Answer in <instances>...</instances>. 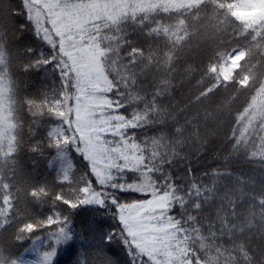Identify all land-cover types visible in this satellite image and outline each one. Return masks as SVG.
Returning a JSON list of instances; mask_svg holds the SVG:
<instances>
[{
    "label": "trees",
    "instance_id": "obj_1",
    "mask_svg": "<svg viewBox=\"0 0 264 264\" xmlns=\"http://www.w3.org/2000/svg\"><path fill=\"white\" fill-rule=\"evenodd\" d=\"M96 1L106 11L88 28L105 50L101 62L108 87L103 98L109 106L104 109L119 123L121 139L138 145L135 154L143 156L137 169L127 171L129 180L149 176L153 196L175 204L170 225L183 240L190 264H264V0ZM19 3L4 0L0 5V82L9 120L7 131L0 129V205L5 191L15 203L12 223L0 233V243L8 242L16 211L44 220L53 214L50 204L57 194L64 196L69 188L95 177L73 144L61 148L62 158L56 153L63 134L73 142L78 138L68 127L72 116L65 121L52 108L72 96L73 83L64 86L59 65L22 70L52 53L23 16L15 23L25 28L12 30L7 6ZM234 9L250 14L249 19H237ZM133 48L138 50L134 55ZM27 49H32L30 55ZM232 49L244 57L224 81L218 70ZM242 127L245 137L234 146L233 130L239 134ZM211 169L222 175L214 176ZM65 176L68 182L61 183ZM115 178L89 188L110 196ZM213 180L216 195L206 203L203 188L197 193L190 185ZM141 182L131 185L134 191L122 197V203H142L135 195ZM42 186L49 192L43 205L28 196L30 189ZM63 209L66 206L58 205L55 210ZM71 224L75 238L59 246L54 264H101L105 258L130 264L122 244L107 242V235L119 227L108 210L81 206L71 212ZM45 235L38 230L34 236L43 239L42 245L33 249L32 241H24L13 246V253L34 261L49 243ZM4 259L0 255V262Z\"/></svg>",
    "mask_w": 264,
    "mask_h": 264
},
{
    "label": "snow or ice",
    "instance_id": "obj_2",
    "mask_svg": "<svg viewBox=\"0 0 264 264\" xmlns=\"http://www.w3.org/2000/svg\"><path fill=\"white\" fill-rule=\"evenodd\" d=\"M3 3L4 0H0V5H3ZM97 7L91 0H44L42 5L44 11L37 10L35 16H33V9L28 0H20L18 6L8 5L6 20L12 25V30L15 31L17 27L21 30L25 28L24 24L17 26L15 23L18 16H23L27 20V27H32L38 39L43 38V42L49 46L52 53L51 58L41 55L34 62L26 64L22 70L29 72L46 68L49 65L54 68L59 65L61 80L65 87H71L74 82L75 92L79 96L84 97L96 91L102 77L99 60L105 56V50L99 46L96 37L91 34V30L86 25L89 23L92 11ZM8 31L5 28V36L8 35ZM137 51L136 48H133L132 54L134 55ZM31 52L32 49H27L29 55ZM57 53L59 54L58 56L56 55ZM0 85H2V82H0ZM91 115L92 113L90 112L89 116ZM237 118L239 119V116ZM108 119L110 120L112 117ZM118 119L126 120L127 124H130L133 128L136 127L127 117H119ZM106 122L101 121V123ZM243 123L242 121L241 124L243 125ZM120 127L126 128L127 125L121 124ZM237 131L233 130L234 146H238L246 134L243 127L239 130V134H237ZM118 135L122 136L123 133H118ZM120 143L125 145L124 150H121L118 143L110 149V152L118 153L128 159L126 150L129 147L133 149L134 153L139 151L138 145L135 143L129 145L126 140H122ZM0 154H4L3 145H0ZM133 159L139 164L143 160V156L134 155ZM116 167L118 169L121 168L119 164H116ZM210 171L214 176L222 175V173L216 172L215 169ZM188 172L190 175L192 174L191 168L188 169ZM85 175H89V173H85ZM109 179L111 180L112 178L109 177ZM141 179L139 175H136L135 180H129L127 169H124L122 175L116 177L112 184V194L109 196L108 193H105V195L101 196L98 192L90 190L89 185L97 183L95 177H90L87 182L81 184L75 190L76 195L72 198L57 194L50 204V207L54 209L53 214L44 220H35L30 218L27 213L22 214L16 211L18 220L15 228L7 234V237H9L8 242L0 243V255L5 257L0 264H54L59 246L75 238L71 224V212L81 206L89 205L95 206L99 210H108V215L113 216L118 221V229L107 235V242L122 244L128 254L130 264H146L140 243H133V241L143 240L144 236L142 233L150 230V226L145 224L143 219H159L162 225L159 230L163 231L164 225L173 222V217L170 213L175 208V204H168L167 197H163L158 201V206L166 210L161 213L160 217L149 216L142 219V212H148L150 209L154 210L153 193L135 191L136 197L142 200L140 204L127 201L121 202L122 197L134 191L131 185L139 183ZM65 182H68L67 176L61 181V183ZM99 183L104 185L105 180L100 179ZM124 184H128L129 187L126 189ZM3 187L8 189L10 186L4 184ZM166 187H171V185H166ZM190 187L195 188L197 193H200L201 188H203V191L207 194L204 197L206 203L210 202L211 198L216 195L215 180L207 185L193 183ZM28 196L33 202L43 205L47 201L49 192L47 188L42 186L39 189H30ZM58 205H64L66 209L56 211L55 209H57ZM14 208L15 203L11 195L5 191L3 205H0V233H5L12 223ZM196 208L199 210V202L196 203ZM38 230L46 231L44 239H47L49 243L38 254V258L34 261L26 262L24 259L25 254L16 255L13 253L12 248L14 245L24 241H32L33 249L37 245H42L43 239L39 236H34ZM101 264H115V261L105 258Z\"/></svg>",
    "mask_w": 264,
    "mask_h": 264
},
{
    "label": "rangeland",
    "instance_id": "obj_3",
    "mask_svg": "<svg viewBox=\"0 0 264 264\" xmlns=\"http://www.w3.org/2000/svg\"><path fill=\"white\" fill-rule=\"evenodd\" d=\"M43 2L44 0H29V4L33 9V16H35L37 10L41 12L44 11L42 8ZM91 2L96 4L98 7L92 11L89 23L86 27H88L94 19L98 18L99 14L104 13V10L106 11V6L103 7L96 0H91ZM233 14L237 19L241 20H247L250 16V14H246L245 12H236L235 9L233 10ZM243 57L244 56L241 54L240 50L232 49L225 62L219 66V75L224 81L230 80L232 77V70L238 68V65ZM101 59L102 58L99 60V67L102 77L98 89L87 97L79 96V94L75 92V84L73 82L72 96L68 99H64V101H57V105L52 104V108L55 111H58V113L63 114L65 116V121H68V118L72 116V121L69 123L70 125L68 127L73 129V131L78 135V138H76L73 142V139L67 138L63 134V138L56 142V153L58 156L62 158L64 153L61 154V150L67 147V145L73 144V148L76 151L82 152L86 158V162L94 173L97 182H99L100 179H104L105 184H107L108 181L122 175L124 169H127V171L137 169L140 163L138 164L136 160L133 159V156H136V154L131 148L126 150L128 159H125L118 153L110 152V149L115 147L118 143L121 150L125 149V145L120 143L122 139L121 135H118V133H120L118 129L119 123L116 122L115 119L109 120L108 118L111 116H109L104 109V107L109 106L108 103H105L106 101L103 98L104 91L108 87V78L104 74ZM246 80L247 78H243V80H240V84L244 85ZM3 94L4 89L0 85V129L6 132L9 126V120L3 101ZM90 112L92 113L91 116H89ZM93 121H95V123H93ZM101 121L107 122L101 123ZM75 144L79 145V150L76 149ZM76 151L74 155L77 154ZM64 162V169L66 170L69 164L66 160H64ZM116 164H119L121 168L118 169ZM109 177L112 179L110 180ZM153 182L154 181L149 176H143L142 182L137 185L136 190L140 192L152 193ZM81 184H83V182H80L78 187L74 186L69 188V191L65 193L67 196H64L72 198L76 195L75 190L78 189ZM161 198L163 197H152L153 204L155 205L154 210L150 209L148 212H142V219L149 216L160 217L161 213L166 210L165 208L158 206V201ZM167 202H169V198H167ZM143 222L150 226V230L142 233L144 239L134 241V244L137 242L140 243L144 255L147 256L153 264L191 263V260H189L187 255L184 242H182L183 240L176 237L175 232H172L170 224L164 225L163 231H160L159 229L162 225L159 219H143ZM25 261L28 262L29 260Z\"/></svg>",
    "mask_w": 264,
    "mask_h": 264
}]
</instances>
